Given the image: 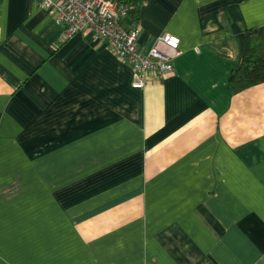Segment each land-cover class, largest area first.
Wrapping results in <instances>:
<instances>
[{"label": "crops", "instance_id": "crops-1", "mask_svg": "<svg viewBox=\"0 0 264 264\" xmlns=\"http://www.w3.org/2000/svg\"><path fill=\"white\" fill-rule=\"evenodd\" d=\"M129 26V24H128ZM264 0H145L131 86L91 32L0 0V264H264V81L231 92Z\"/></svg>", "mask_w": 264, "mask_h": 264}, {"label": "built area", "instance_id": "built-area-1", "mask_svg": "<svg viewBox=\"0 0 264 264\" xmlns=\"http://www.w3.org/2000/svg\"><path fill=\"white\" fill-rule=\"evenodd\" d=\"M35 1L62 26L64 37L88 31L94 38L105 41L115 56L129 64L132 87L144 86L150 72L157 78L173 74L172 59L181 53L178 37L160 32L145 51L140 50L136 42L138 25L125 27L119 22L125 6L117 0Z\"/></svg>", "mask_w": 264, "mask_h": 264}, {"label": "trees", "instance_id": "trees-1", "mask_svg": "<svg viewBox=\"0 0 264 264\" xmlns=\"http://www.w3.org/2000/svg\"><path fill=\"white\" fill-rule=\"evenodd\" d=\"M145 0H117L125 6L119 22L125 26L138 25L140 6ZM129 24V26H128ZM245 45L238 64L230 70L228 85L231 92L264 81V44L257 29L249 26L244 31Z\"/></svg>", "mask_w": 264, "mask_h": 264}]
</instances>
